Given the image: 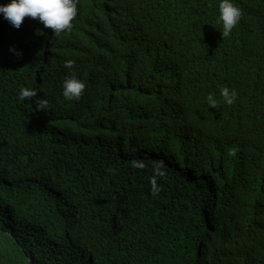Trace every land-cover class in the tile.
<instances>
[{"label": "trees", "instance_id": "obj_1", "mask_svg": "<svg viewBox=\"0 0 264 264\" xmlns=\"http://www.w3.org/2000/svg\"><path fill=\"white\" fill-rule=\"evenodd\" d=\"M218 3L78 0L59 35L0 15V264H264V0L227 38Z\"/></svg>", "mask_w": 264, "mask_h": 264}, {"label": "clouds", "instance_id": "obj_2", "mask_svg": "<svg viewBox=\"0 0 264 264\" xmlns=\"http://www.w3.org/2000/svg\"><path fill=\"white\" fill-rule=\"evenodd\" d=\"M77 4L78 0H8L7 3L0 4V15L15 28L21 26L25 17L34 18L41 22L45 28H50L54 35H59L71 29L72 22L77 16ZM217 7L218 16L216 19L218 23L222 24L220 32L223 38H227L241 20L242 9L234 3V0H219ZM9 51L16 56L21 55L14 47H10ZM74 64V60L68 59L64 62V67L71 70ZM85 87V81L78 78L73 71L62 82V96L68 101L79 100ZM37 91L35 88L21 87L17 94V99L19 101H28L36 98V109L48 111V100L37 97ZM219 94L223 98L224 103L228 105L233 104L237 97L236 90L228 87H221ZM206 101L212 108L217 107L218 102L214 94L209 93ZM137 166L143 167V164H138ZM157 175L163 176L164 173L160 171ZM151 191L153 193L160 191L155 178L151 180Z\"/></svg>", "mask_w": 264, "mask_h": 264}]
</instances>
